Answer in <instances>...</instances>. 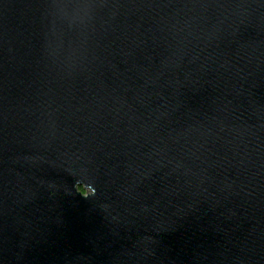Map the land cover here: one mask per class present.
<instances>
[{
	"label": "water",
	"instance_id": "1",
	"mask_svg": "<svg viewBox=\"0 0 264 264\" xmlns=\"http://www.w3.org/2000/svg\"><path fill=\"white\" fill-rule=\"evenodd\" d=\"M0 264H264V0H0Z\"/></svg>",
	"mask_w": 264,
	"mask_h": 264
},
{
	"label": "trees",
	"instance_id": "2",
	"mask_svg": "<svg viewBox=\"0 0 264 264\" xmlns=\"http://www.w3.org/2000/svg\"><path fill=\"white\" fill-rule=\"evenodd\" d=\"M81 189V188H80ZM82 190V189H81ZM82 191H84V190H82Z\"/></svg>",
	"mask_w": 264,
	"mask_h": 264
}]
</instances>
